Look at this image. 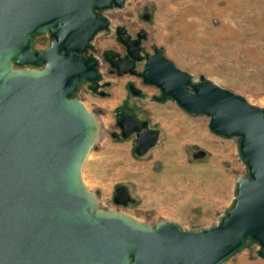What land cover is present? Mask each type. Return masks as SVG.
<instances>
[{
	"label": "water",
	"instance_id": "95a60500",
	"mask_svg": "<svg viewBox=\"0 0 264 264\" xmlns=\"http://www.w3.org/2000/svg\"><path fill=\"white\" fill-rule=\"evenodd\" d=\"M125 1L0 0V264H224L249 241L259 245L264 259V109L217 84L194 80L159 48L146 56L140 74L144 84L160 89L155 100H174L190 114L210 117L214 134L241 138L248 177L236 182L234 204L217 227L149 226L99 209L85 185L83 167L98 126L76 90L89 81L96 92L101 74L93 57L80 54L109 28V19L97 11L122 9ZM125 32L118 28V40L130 59L104 53L119 76L135 75L136 62L143 60L130 37H122ZM48 33L50 47L37 50L35 38ZM116 125L122 138L136 135L139 156L160 135L130 108L117 110ZM114 202H134L128 186L116 188Z\"/></svg>",
	"mask_w": 264,
	"mask_h": 264
},
{
	"label": "rangeland",
	"instance_id": "374dc122",
	"mask_svg": "<svg viewBox=\"0 0 264 264\" xmlns=\"http://www.w3.org/2000/svg\"><path fill=\"white\" fill-rule=\"evenodd\" d=\"M103 16L110 20V29L98 33L91 43L103 76L101 85L110 82L101 89L107 96L88 86L77 94L98 126L83 167L85 185L96 195L99 209L129 215L145 225L176 223L183 230L220 226L234 204L236 182L248 177L241 138L214 134L210 117L190 114L174 100L155 101L160 90L144 85L137 76L110 75L103 53H123L117 26L127 27L133 36L143 29L145 52L153 54L159 48L194 80L217 84L264 109V0H126L124 8L107 10ZM50 40L49 34L38 36L35 48L47 49ZM143 69L144 63H139L138 72ZM129 83L143 96L129 93ZM122 106L160 133L156 145L143 156L135 153L136 135L120 136L116 116ZM199 151L206 156L195 159L193 154ZM120 185L129 187L133 203L115 204ZM259 249L249 241L244 251L224 264H264Z\"/></svg>",
	"mask_w": 264,
	"mask_h": 264
},
{
	"label": "flooded vegetation",
	"instance_id": "af4514ba",
	"mask_svg": "<svg viewBox=\"0 0 264 264\" xmlns=\"http://www.w3.org/2000/svg\"><path fill=\"white\" fill-rule=\"evenodd\" d=\"M111 9H117V7H111V8H108V9H105V10H99V11H97V13H98V17L99 18H101V17H103V12H105V11H107V10H111ZM118 9H120V8H118ZM148 15H145L144 16V19L147 17ZM105 17V16H104ZM146 21H148L149 19H145ZM110 26H111V22H110V20H109V28L107 29V30H109L110 29ZM118 28H123L126 32L122 35V37H127V36H129L130 37V40H129V43L130 44H133L134 45V47L135 48H137V49H139L140 50V54L142 55V57H143V60H141V61H137L136 62V66H135V70H136V74L135 75H131V74H124V75H122V76H119L118 75V73H117V69L116 68H113L112 66H111V64L108 62V61H106V59H105V57H104V53L106 52V51H112L113 52V54L114 55H116L115 56V58L116 59H119V60H129L130 59V57L128 56V47L126 46V45H124L122 42H120L119 40H118V34H117V30H118ZM107 30H100L98 33H100V32H102V31H107ZM97 33V34H98ZM145 33V37H143L142 39H139V35L140 34H144ZM49 34V33H48ZM96 34V35H97ZM50 35V34H49ZM95 35V36H96ZM116 35H117V41L121 44V46H122V48H123V53H119V52H117V51H114V50H106V51H104V53H103V59H104V61L107 63V65H108V68H109V70H108V73L110 74V75H116V76H118V77H123V76H125V75H131V76H137V77H139V78H141L142 79V82H143V78H142V76L140 75L143 71H144V69H143V71H141V72H138V70H137V67H138V64L139 63H144V68H145V65H146V56L147 55H153V54H149V53H147V52H145L144 51V47H143V43L146 41V39H147V32L145 31V30H143V29H141L140 31H138L137 33H136V35L135 36H133L131 33H130V31H129V29L127 28V27H125V26H117L116 27ZM38 36H40V35H38ZM37 36V37H38ZM94 36V37H95ZM36 37V38H37ZM35 38V39H36ZM50 39H51V37H50ZM140 40V41H139ZM93 41V40H92ZM91 41V42H92ZM51 42H52V39L50 40V44H51ZM49 47H50V45H49ZM48 47V48H49ZM45 50V49H44ZM95 51V49H94V46H93V48L92 49H87V50H85L84 52H82L80 55L83 57V59L84 60H87V59H89L90 57H93L94 58V60H96V70H97V72L98 73H100L101 74V72H100V70H99V60L94 56V52ZM154 52H155V49H154ZM61 54H64V52H62ZM102 78H103V76H102V74H101V79L98 81V90L96 91V92H98L99 93V95L100 96H102L101 95V93L102 92H105V91H102L101 89H104V88H107V87H109L110 86V82H105L103 85H101V81H102ZM92 83L93 82H89V81H86V82H84L83 84H82V86L80 87V88H78L77 90H76V96L78 97V92L83 88V87H85V86H88L89 87V89H90V86L92 85ZM143 84H144V82H143ZM131 85H133L134 86V89L135 90H141V89H139L135 84H132V83H129L128 84V91H129V93H131L133 96H135V97H141V96H143V92H142V90H141V94H139V95H135L132 91H131V89H130V86ZM144 85H147V84H144ZM148 86H152V85H148ZM156 87V86H155ZM159 89V88H158ZM91 90V89H90ZM160 90V89H159ZM92 91V90H91ZM92 92H94V91H92ZM160 95H161V91H160ZM160 95H158V96H160ZM107 96V94L106 95H104V96H102V97H106ZM155 97L156 96H154L153 97V99L155 100ZM79 98V97H78ZM168 100V99H167ZM155 101H157V100H155ZM158 102V101H157ZM165 102V101H164ZM120 108H127V106H122V107H119L118 109H120ZM117 109V110H118ZM136 114V113H135ZM138 117V116H137ZM138 119H140V118H138ZM141 120V119H140ZM142 121H145V120H142ZM149 125V124H148ZM150 128V127H149ZM150 129H152V128H150ZM156 130V129H155Z\"/></svg>",
	"mask_w": 264,
	"mask_h": 264
}]
</instances>
